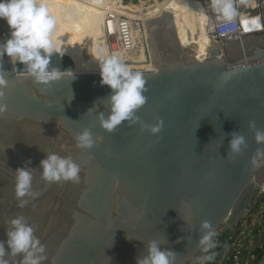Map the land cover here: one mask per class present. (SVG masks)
Here are the masks:
<instances>
[{
  "label": "water",
  "instance_id": "obj_1",
  "mask_svg": "<svg viewBox=\"0 0 264 264\" xmlns=\"http://www.w3.org/2000/svg\"><path fill=\"white\" fill-rule=\"evenodd\" d=\"M161 15L146 23L153 68L134 70L147 88L137 115L149 125L162 121L155 134L139 123L122 122L113 132L100 126L97 113L107 116L108 108L98 98L111 89L101 85L99 73L64 72L41 84L4 55L0 241L7 239L8 222L22 215L46 246L43 264H137L154 239L175 252V264H198L206 253L198 243L202 221L211 223L215 242L249 214L264 182V159L259 167L250 162L264 145L249 129L254 121L264 130V32L244 30L223 47L212 43L208 59L187 62L172 15ZM9 34L0 19V42ZM73 64L53 56L49 68ZM225 73L235 74L225 82ZM85 127L99 138L91 149L76 144L75 134ZM234 131L245 136L247 148L233 158L227 153ZM50 152L81 165L79 183L42 178L40 161ZM19 167L33 168L39 193L26 197L23 208L15 195ZM5 259L20 264L22 256ZM257 264H264V254Z\"/></svg>",
  "mask_w": 264,
  "mask_h": 264
},
{
  "label": "clouds",
  "instance_id": "obj_2",
  "mask_svg": "<svg viewBox=\"0 0 264 264\" xmlns=\"http://www.w3.org/2000/svg\"><path fill=\"white\" fill-rule=\"evenodd\" d=\"M213 8L227 20L232 19L234 15L231 0H213ZM0 19L6 21L10 30L8 37L0 42V97L4 96L3 88L7 84L6 71L2 69L4 55H7L14 65L17 61L21 62L24 71L35 82L41 84L57 81L61 79L62 73L69 70L49 68L52 57L56 54L63 56L65 52L61 51L53 39L56 20L46 0H0ZM99 74L101 85H107L111 89L106 98H98L102 104L106 101L108 108L107 116L103 111L97 113V119L104 130L113 132L122 122H127L129 126L139 123L142 129H147L153 134L161 130L162 121L149 125L142 123L137 115V111L147 101L144 94L147 91L146 79L141 71H134L119 56L113 54L101 59ZM233 74L235 73L223 74L224 81L230 79ZM96 104L97 101L93 103V107H96ZM2 110L3 106L0 105V111ZM249 129L254 132L256 143L264 145V130L257 128L254 121L249 122ZM230 135L227 156L234 158L247 148V141L239 131H234ZM98 139L93 137L87 127L75 134L77 147L81 149H91L97 144ZM262 159H264V147H258L250 162L254 167H259ZM30 169L33 168L19 167L15 170V195L20 208L29 203L26 197L39 196L38 192L33 191V175ZM40 169L42 178L49 183L80 181L81 165L71 156L50 152L40 161ZM8 223L7 239L0 241V264H9L5 259L6 254L13 257L22 256L20 264H43L47 259L46 246L35 235L34 226L22 215L12 218ZM201 228L205 231L198 243L207 252L215 247L213 237L216 233L209 221H202ZM206 259L211 260L212 256ZM137 264H175V252L162 247V243L154 239L148 242L146 254L137 258Z\"/></svg>",
  "mask_w": 264,
  "mask_h": 264
},
{
  "label": "built area",
  "instance_id": "obj_3",
  "mask_svg": "<svg viewBox=\"0 0 264 264\" xmlns=\"http://www.w3.org/2000/svg\"><path fill=\"white\" fill-rule=\"evenodd\" d=\"M98 1L104 3L102 10L105 13L109 54H119L122 57L120 59L133 70H147L148 68H143V66L139 67V62L134 59L136 54L143 52L146 55V62L153 67L144 17L147 14L145 8L150 6L152 15L157 9L160 10L157 15L164 12L171 14L173 0ZM199 1L209 16L208 36L212 43H217L220 47H223L226 42L240 40L244 35V30L251 33L264 32V0H231L234 15L230 20L225 19L217 9L213 8V0ZM134 6H142L145 11L132 8ZM135 34L138 40L133 42L131 38ZM116 50H119V53ZM263 233L264 182L259 186L249 214L239 225L237 235L228 236L225 239L219 251L217 264H257L264 253V241H261ZM214 249L215 247L208 250L200 258L198 264H212L215 257ZM208 256H212V259H206Z\"/></svg>",
  "mask_w": 264,
  "mask_h": 264
},
{
  "label": "bare ground",
  "instance_id": "obj_4",
  "mask_svg": "<svg viewBox=\"0 0 264 264\" xmlns=\"http://www.w3.org/2000/svg\"><path fill=\"white\" fill-rule=\"evenodd\" d=\"M46 3L56 20L53 39L61 51L65 52L63 56L59 54L54 56L69 57L74 62L72 66L65 69H69L66 73H99L101 59L110 56L105 13L102 10L104 3L98 0H46ZM132 8L142 11L146 9L147 14L144 16L146 23L148 20L155 19L156 16H162L157 15L160 12L159 9L154 10L155 16L152 15L150 6L145 9L142 6ZM171 8L179 14L183 13L182 16L172 13L171 15L186 61L198 62L208 59L213 44L208 36L209 16L205 12V7L199 0H173ZM131 39L136 42L137 34ZM116 51L119 53V50ZM116 55L122 58L119 54ZM134 59L143 68H153L149 62H146V55L143 52L136 54ZM14 66L19 71L21 62L17 61Z\"/></svg>",
  "mask_w": 264,
  "mask_h": 264
},
{
  "label": "trees",
  "instance_id": "obj_5",
  "mask_svg": "<svg viewBox=\"0 0 264 264\" xmlns=\"http://www.w3.org/2000/svg\"><path fill=\"white\" fill-rule=\"evenodd\" d=\"M225 235H228L227 234V231L226 232L224 231L222 233H218L217 236H216L215 249H214V255H215V257H214V260H213L212 264H217V259H218V256H219V251L221 250L222 245H223L225 239L228 237V236H225Z\"/></svg>",
  "mask_w": 264,
  "mask_h": 264
},
{
  "label": "rangeland",
  "instance_id": "obj_6",
  "mask_svg": "<svg viewBox=\"0 0 264 264\" xmlns=\"http://www.w3.org/2000/svg\"><path fill=\"white\" fill-rule=\"evenodd\" d=\"M205 12H206V14H207V11L205 10ZM171 13L172 14H176V15H179V16H182L183 15V13L182 14H179L178 12H176V11H174V10H171ZM139 53V52H138ZM135 65H137V64H135ZM139 67H142V66H140L139 65ZM238 228H239V226H237L236 228H233V229H227V230H225V232L227 231V234L228 235H225V236H236L237 235V230H238ZM263 229V228H262ZM220 233H222V232H220ZM263 238L261 239V241H264V233H263V236H262Z\"/></svg>",
  "mask_w": 264,
  "mask_h": 264
}]
</instances>
